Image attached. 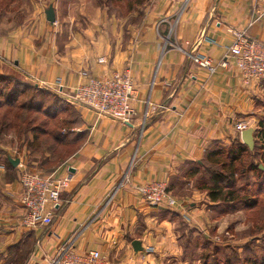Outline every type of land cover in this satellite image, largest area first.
Listing matches in <instances>:
<instances>
[{
  "label": "crops",
  "instance_id": "obj_1",
  "mask_svg": "<svg viewBox=\"0 0 264 264\" xmlns=\"http://www.w3.org/2000/svg\"><path fill=\"white\" fill-rule=\"evenodd\" d=\"M143 4L127 34L115 17L96 7L87 17L69 16L73 23H86L64 39L58 38L59 26L50 29L46 21L39 34L22 28L0 36V73L41 82L39 87L61 97L71 95L84 72L101 77L129 67L138 112L132 123H124L75 105L84 139L47 170L70 179L49 226L23 225L19 168L8 161H24V154L2 146L0 264H51L70 244L77 253L100 249L111 264H163L182 260L176 218L187 224L189 215L192 223H203L200 206L208 191L196 180L203 176L209 150L226 145L238 134L236 122L256 110L262 81L245 83L233 64L211 73L186 51L196 47L219 61L233 41L231 28L246 29L264 41V19L249 25L264 10V0ZM103 56L107 62L99 61ZM35 163L28 164L37 170ZM152 180L165 182L183 205L170 210L147 204L135 187ZM135 240L142 250L134 249Z\"/></svg>",
  "mask_w": 264,
  "mask_h": 264
},
{
  "label": "rangeland",
  "instance_id": "obj_2",
  "mask_svg": "<svg viewBox=\"0 0 264 264\" xmlns=\"http://www.w3.org/2000/svg\"><path fill=\"white\" fill-rule=\"evenodd\" d=\"M142 1L147 3L149 0H0V36L22 28L33 29L34 33L39 34L41 24L46 21L45 27L50 29L59 26L62 34L58 38L64 39L72 30L83 28L86 23L83 20L73 23L69 16L77 14L79 18L87 17L93 14L96 7L102 9L100 13L106 12L115 17V22L118 21L119 27L127 34L131 24L136 21V14L144 6ZM50 5L56 11L55 23L46 20V10ZM42 40H38L39 45ZM192 52L205 55L196 50L186 51L189 57ZM190 60L194 62L191 57ZM27 82L30 85L20 83L13 73H0V152L5 147L9 151L23 153L24 161L29 164L36 161L38 165L35 164L39 166L37 170L46 174L47 170L62 163L82 143L85 133L78 132L81 118L75 109L76 106H82L73 105L69 96L61 97L43 87L39 88L44 91H39L36 89L39 84ZM15 87H19L16 97V94H12ZM261 87L256 89V110L236 122L234 126L238 134L234 138L228 140L226 145L217 144L214 147L221 154L217 159L207 156L203 176L196 180V183L200 180L199 184L208 191L206 202L200 206L203 223L200 224V220L199 223H192V216L189 215H185L187 224L176 218L179 230L177 238L183 252L179 257L182 260L170 258L163 264H264V80ZM135 95L136 91L134 98ZM147 117L146 113L145 119ZM240 122L247 124L244 130L250 127L255 129L253 148L243 142L241 134L244 130L237 127ZM237 141L245 145L244 150L237 152L239 147L243 148ZM231 146L234 152H229ZM232 154L237 160L232 159ZM257 165L261 171L256 170ZM213 172L225 179L233 174L231 189L235 194L234 199H212L209 191L216 193L220 186L225 190L228 188L227 181L214 186L211 179ZM167 188L177 199V205L153 207L175 210L183 205L168 185Z\"/></svg>",
  "mask_w": 264,
  "mask_h": 264
},
{
  "label": "built area",
  "instance_id": "obj_3",
  "mask_svg": "<svg viewBox=\"0 0 264 264\" xmlns=\"http://www.w3.org/2000/svg\"><path fill=\"white\" fill-rule=\"evenodd\" d=\"M262 19H264V10L254 16L249 25ZM230 31L233 41L222 59L215 61L211 57L193 52L189 54L191 59L207 67L211 73H215L218 67H228L233 64L247 84L264 80V41L250 36L246 29L231 28ZM192 50H196V47ZM99 61L107 62L108 59L103 56ZM83 78L77 83L72 94H69L74 104L120 122H133L136 110L132 98L136 91V83L129 67L101 77L84 72ZM40 84L38 86H41ZM237 127L239 130H244L247 124L240 122ZM17 166L19 182L22 186L20 202L25 209L23 225L33 229L53 224L61 204L62 192L69 185V176L60 175L57 170L50 174L41 173L31 169L26 161L21 160ZM136 192L152 206L177 205V199L162 181L152 180L140 184L136 186ZM71 245L56 255L51 260V264H111L109 257L100 249L77 253Z\"/></svg>",
  "mask_w": 264,
  "mask_h": 264
},
{
  "label": "trees",
  "instance_id": "obj_4",
  "mask_svg": "<svg viewBox=\"0 0 264 264\" xmlns=\"http://www.w3.org/2000/svg\"><path fill=\"white\" fill-rule=\"evenodd\" d=\"M142 3H144V1H142ZM2 76V75H1ZM17 80L20 82V83H23V84H26V85H30L29 83H26V82H24V81H21V80H19L18 78H17ZM38 88H36L37 90H39V91H44L43 89H41V88H39V86H37ZM18 91H19V87H15V89L13 90V92H12V94H13V96L15 95V97L18 95ZM16 92V93H15ZM34 98L32 97V100H33ZM71 103H72V101H70ZM73 105H75L74 103H72ZM76 108V107H75ZM237 143L239 144V146H242L243 148H238V150H237V152L238 151H240V150H244V144L242 143V142H240V141H237ZM233 146H231V149H229V152H234V150H233ZM75 152V151H74ZM221 154V151L219 152V149H217V148H214V149H212V150H209V152H208V158H213V159H217V157L219 156ZM233 155V154H232ZM232 159H235V160H237L236 158H235V156L233 155L232 156ZM8 164L9 165H12L11 164V162H10V160L8 161ZM252 168H254V166H252ZM257 169H259V167H258V165L256 166V170ZM260 170V169H259ZM199 171V169L198 168H193V172L194 173H196V172H198ZM261 171V170H260ZM53 172V171H52ZM51 172H49V173H46V174H50ZM233 174H231L230 176H227L226 177V179H225V177L223 176V177H220L219 176V174L217 173V172H213L212 173V175H211V179H212V181H213V183H214V186H219V185H221V183H225V181H227V190H225L223 187H218V190H216V193H212L213 192V190H211V192L209 191V194L211 195V197H212V199L214 200V201H216V200H218V199H221V197H223V199H225V198H227V199H234V191H232V189H231V187L233 186V184H234V179H233ZM212 193V194H211Z\"/></svg>",
  "mask_w": 264,
  "mask_h": 264
},
{
  "label": "water",
  "instance_id": "obj_5",
  "mask_svg": "<svg viewBox=\"0 0 264 264\" xmlns=\"http://www.w3.org/2000/svg\"><path fill=\"white\" fill-rule=\"evenodd\" d=\"M47 20L49 22H55L56 21V11L53 5H50L49 8L46 10ZM254 131L255 129L250 127L244 131H242V140L245 144H247L250 148L254 147ZM9 160L13 166H17L20 162L19 158L9 157ZM74 170L71 168V171ZM134 249L136 251L142 250L141 242L138 240L133 241L132 243Z\"/></svg>",
  "mask_w": 264,
  "mask_h": 264
}]
</instances>
